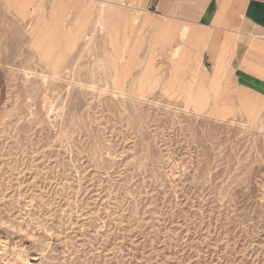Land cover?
Here are the masks:
<instances>
[{
    "label": "rangeland",
    "instance_id": "1",
    "mask_svg": "<svg viewBox=\"0 0 264 264\" xmlns=\"http://www.w3.org/2000/svg\"><path fill=\"white\" fill-rule=\"evenodd\" d=\"M191 36L103 0H0V264H264V100L185 101Z\"/></svg>",
    "mask_w": 264,
    "mask_h": 264
},
{
    "label": "crops",
    "instance_id": "2",
    "mask_svg": "<svg viewBox=\"0 0 264 264\" xmlns=\"http://www.w3.org/2000/svg\"><path fill=\"white\" fill-rule=\"evenodd\" d=\"M112 1L103 0V3L148 13L190 28L195 47L190 52L197 54L199 64L196 82L186 84L181 92L186 96L185 101L206 103L207 110L211 95L217 96L223 86L229 85L264 100V0ZM57 15L60 10H56ZM128 22L138 24V19ZM168 34L165 28H160L156 44L164 42ZM149 67L140 77L145 85Z\"/></svg>",
    "mask_w": 264,
    "mask_h": 264
}]
</instances>
